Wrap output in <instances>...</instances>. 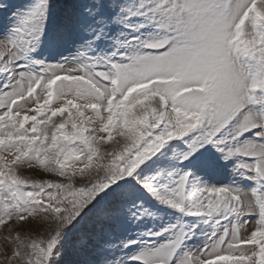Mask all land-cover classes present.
<instances>
[{
  "label": "snow or ice",
  "instance_id": "1",
  "mask_svg": "<svg viewBox=\"0 0 264 264\" xmlns=\"http://www.w3.org/2000/svg\"><path fill=\"white\" fill-rule=\"evenodd\" d=\"M0 13L3 264H264V0Z\"/></svg>",
  "mask_w": 264,
  "mask_h": 264
},
{
  "label": "rangeland",
  "instance_id": "2",
  "mask_svg": "<svg viewBox=\"0 0 264 264\" xmlns=\"http://www.w3.org/2000/svg\"><path fill=\"white\" fill-rule=\"evenodd\" d=\"M8 2L11 3L13 5V7L15 8L18 6L26 5L27 3H29V0H8ZM9 22L10 21L7 19L6 15L4 13H0V33H2L4 26ZM28 107H31V105H28ZM30 114H34V113H30ZM56 119L58 120L60 118L57 117ZM23 174L24 175H34L40 179L46 178L45 174L41 171L33 172L32 170L25 169L23 171ZM47 178H51V177H47ZM7 234H8L7 232L0 230V246L3 245V237ZM9 254H10V251H9ZM0 264H3L2 256H0Z\"/></svg>",
  "mask_w": 264,
  "mask_h": 264
}]
</instances>
